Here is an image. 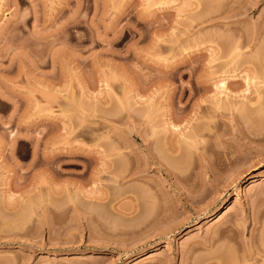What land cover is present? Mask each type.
Listing matches in <instances>:
<instances>
[{"label": "rangeland", "instance_id": "obj_1", "mask_svg": "<svg viewBox=\"0 0 264 264\" xmlns=\"http://www.w3.org/2000/svg\"><path fill=\"white\" fill-rule=\"evenodd\" d=\"M263 71L264 0H0V264H263Z\"/></svg>", "mask_w": 264, "mask_h": 264}, {"label": "bare ground", "instance_id": "obj_2", "mask_svg": "<svg viewBox=\"0 0 264 264\" xmlns=\"http://www.w3.org/2000/svg\"><path fill=\"white\" fill-rule=\"evenodd\" d=\"M232 59L234 60L235 58H233V56L232 57H230V59H229V61H232ZM254 79V82H253V85H254V91H253V94H254V97H252V98H247V97H242V99H262V97H263V99H264V71L262 72V73H256V74H253L252 76H250V81L251 80H253ZM221 83V87L223 88L224 87V81H223V79L220 81ZM225 89V88H224ZM247 88H245V90H246ZM244 90V91H245ZM260 104H262V103H260ZM260 104H259V106H260ZM241 105H243V104H241ZM244 106V105H243ZM258 106V107H259ZM244 107H246L247 109L249 108V107H247V106H244ZM257 107V108H258ZM263 107V106H262ZM242 108V107H241ZM246 108H244V110L246 111ZM257 108H255V110L257 109ZM260 108V110H261V106L259 107ZM259 108L256 110V111H258L259 110ZM263 109V108H262ZM240 110V112L241 113H243V109H239ZM243 110V111H242ZM251 110V109H250ZM254 110V109H253ZM254 110V111H255ZM264 110V109H263ZM244 111V113L246 114H248L249 112V109H248V111H246L245 112ZM252 111V110H251ZM250 111V113H252ZM253 111V112H254ZM255 111V112H256ZM251 181H253V179H250ZM250 181V182H251ZM101 196V194H99V196H97V197H92L91 199H89L90 201V203L91 204H93V203H95V204H98V203H100V202H102V196ZM100 204H102V203H100ZM99 204V205H100ZM148 257V256H147ZM147 257H143V258H147ZM142 258V259H143ZM263 264H264V262H263Z\"/></svg>", "mask_w": 264, "mask_h": 264}]
</instances>
